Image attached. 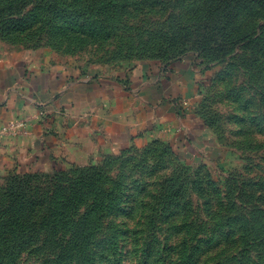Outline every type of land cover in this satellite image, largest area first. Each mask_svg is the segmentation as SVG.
Instances as JSON below:
<instances>
[{
	"label": "rangeland",
	"instance_id": "rangeland-1",
	"mask_svg": "<svg viewBox=\"0 0 264 264\" xmlns=\"http://www.w3.org/2000/svg\"><path fill=\"white\" fill-rule=\"evenodd\" d=\"M0 43L124 81L189 59L199 85L187 141L1 170L0 264H264V0H0Z\"/></svg>",
	"mask_w": 264,
	"mask_h": 264
},
{
	"label": "crops",
	"instance_id": "crops-1",
	"mask_svg": "<svg viewBox=\"0 0 264 264\" xmlns=\"http://www.w3.org/2000/svg\"><path fill=\"white\" fill-rule=\"evenodd\" d=\"M196 70L189 59L146 61L124 81L106 70L81 74L48 65L0 43V171L17 163L26 171L60 163L77 168L176 133L187 141L195 128Z\"/></svg>",
	"mask_w": 264,
	"mask_h": 264
},
{
	"label": "trees",
	"instance_id": "trees-1",
	"mask_svg": "<svg viewBox=\"0 0 264 264\" xmlns=\"http://www.w3.org/2000/svg\"><path fill=\"white\" fill-rule=\"evenodd\" d=\"M172 61H174V60H168V61L164 62L163 64H165V63H166V64H167V63L169 64V63H171Z\"/></svg>",
	"mask_w": 264,
	"mask_h": 264
},
{
	"label": "built area",
	"instance_id": "built-area-1",
	"mask_svg": "<svg viewBox=\"0 0 264 264\" xmlns=\"http://www.w3.org/2000/svg\"><path fill=\"white\" fill-rule=\"evenodd\" d=\"M188 102L189 101H187V99H186V100L183 101V104L187 105Z\"/></svg>",
	"mask_w": 264,
	"mask_h": 264
}]
</instances>
